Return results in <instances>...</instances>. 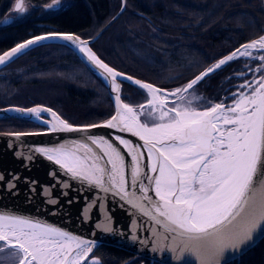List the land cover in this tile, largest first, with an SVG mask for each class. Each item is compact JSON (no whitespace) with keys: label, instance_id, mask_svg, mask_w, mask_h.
Returning <instances> with one entry per match:
<instances>
[{"label":"snow or ice","instance_id":"snow-or-ice-1","mask_svg":"<svg viewBox=\"0 0 264 264\" xmlns=\"http://www.w3.org/2000/svg\"><path fill=\"white\" fill-rule=\"evenodd\" d=\"M58 0H53V7ZM15 10L23 13L24 0H16ZM58 37L73 44L79 42L81 51L87 53L89 59L103 68L115 82L117 77H123L129 82L147 89L151 94L149 105L163 108L167 103L165 94L148 83L124 77L100 60L86 47L87 42L69 33H49L38 35L17 44L10 51L0 55V64L11 60L21 50L38 42ZM244 50L237 48L229 55L220 59L212 67L195 75L184 87L177 88L170 95L181 91L194 90L199 82L210 74L237 59V56L252 57L264 62V36L241 45ZM250 50L261 54L253 57ZM261 76L256 81L257 87L252 88L248 95L237 99L234 94V106L225 107L223 102L208 106L203 111H178L173 105L168 112L161 111V119L170 116V123L147 127L139 122L134 110L128 104H121L120 110L104 124H92L84 128L74 127L65 120L56 117L51 109L32 108L28 111L38 119L42 112H49L56 117L59 127L53 125L50 129L56 131H86L89 128H119L120 131L133 132L148 146V152H137L144 145L131 148L135 153L131 156L134 166L131 168V187H137L147 194L152 191L159 198V203L153 207L157 215H152L157 224H163L171 233V250L177 252V259L183 260L187 254L198 257L199 264H222V258L229 250H236L251 239L255 230L264 227V67L260 69ZM251 87L246 83L241 88ZM115 91L120 85L113 84ZM119 96L116 100L119 101ZM227 114H223V113ZM45 124L49 121H44ZM226 126L221 127L220 125ZM44 133H12L11 135H41ZM89 139L97 143L91 136ZM120 144L126 148L130 141L117 137ZM166 140L178 143L165 144ZM107 143L106 141H102ZM159 143L161 147L157 148ZM87 147V145H84ZM107 166H95L94 171H82L81 161L72 160L70 155L61 148H38L36 151L44 154L48 160H54L61 168L71 173L73 178L87 182L103 189L115 190L116 195L127 197L124 177V158L118 148L112 147ZM148 155L152 163L149 171L142 172L140 157ZM32 159V157H29ZM103 159V157H101ZM158 173L155 178L149 174ZM109 177L112 187H105V175ZM119 177V179H117ZM0 175V181H3ZM13 179H19L14 177ZM145 181L147 183H145ZM8 187L15 188L14 183ZM34 183V182H33ZM68 188L67 183H63ZM50 194L51 189L45 190ZM62 195H67L63 192ZM144 199L152 198L145 195ZM56 204L58 200H51ZM71 203V201H69ZM131 203V200H129ZM162 218V219H160ZM107 230V229H106ZM73 242L77 248L87 244L76 261H69L73 251ZM93 243L80 240L66 231L55 228L39 221L18 217L0 215V250L3 248L17 249L20 257L18 264H79L80 259L87 257L92 251ZM94 264H99L94 260Z\"/></svg>","mask_w":264,"mask_h":264},{"label":"trees","instance_id":"trees-1","mask_svg":"<svg viewBox=\"0 0 264 264\" xmlns=\"http://www.w3.org/2000/svg\"><path fill=\"white\" fill-rule=\"evenodd\" d=\"M13 0H0L3 14ZM41 6L51 0H29ZM118 20L92 49L115 69L171 89L194 78L221 57L264 34L262 0H125ZM121 8V0H69L60 9L39 7L24 20L0 25V53L37 34L71 32L94 37ZM247 61L234 60L206 77L192 91L197 107L223 99L240 83ZM253 64L252 61L250 62ZM123 99L145 101L138 88L122 82ZM230 98L226 100L229 101ZM225 102V100H223ZM225 102V103H226ZM44 104L73 124L109 118L114 107L102 80L65 45L45 44L0 69V108ZM44 127L22 118L0 119V132H27ZM163 264L125 249L102 244L85 264ZM225 264H264V236Z\"/></svg>","mask_w":264,"mask_h":264},{"label":"water","instance_id":"water-1","mask_svg":"<svg viewBox=\"0 0 264 264\" xmlns=\"http://www.w3.org/2000/svg\"><path fill=\"white\" fill-rule=\"evenodd\" d=\"M125 8L126 2L125 0H121V8L118 13L113 16L92 38H83L76 33L59 31L46 32L34 36L47 35L49 33H69L78 36L82 41L87 42L86 47L90 48L96 57L102 60L110 68L115 69L99 57V55L92 49L91 44L96 42L117 21L125 11ZM262 8L264 16V0H262ZM34 36L19 43H23ZM262 36H264V34ZM17 44L7 48L4 52L10 51ZM45 44L65 45L73 50L85 66L105 84L114 107V112L109 118L95 124L106 123L112 118V116L116 115L118 110H120L121 104H128L136 113L139 122L149 128L155 127L158 124L170 123V116L172 113H169V115L165 116L163 119H161L160 114L161 111L168 112L173 105L177 107L178 111H203L207 108L197 107L192 104L193 100H198L202 97L201 95L193 96V90L181 91L174 96L170 95V93L175 92L177 88L183 89L190 80L182 85L167 89L115 69L117 72L123 73L124 77L131 76L134 80L151 84L154 88L160 89L165 94L167 103L163 108L155 105L150 106L149 100L151 99V94L147 89H142L123 77H117L114 82L111 76L106 73L103 68L98 67L93 60L89 59L86 52L80 50L82 46L79 42L73 44L58 37H53L30 45L17 53V55L11 60L6 61L4 64H0V69L9 65L29 50ZM238 48H240V50L243 49L241 46ZM250 51L258 52L257 50ZM4 52L0 53V55ZM240 57L241 56L238 54L237 59ZM220 59L215 61L209 67L218 63ZM226 65H222L221 68ZM122 82L140 89L145 94V101L141 103H130L125 101L122 93ZM114 83L120 85L118 92L113 88ZM196 86H194V88ZM117 96L120 98L119 101L116 100ZM181 100L185 101L181 103ZM221 102L225 104L226 109L228 105H230L223 100H220L209 102V106ZM32 108L51 109V111L56 114V117L67 121L74 127L84 128L88 126L73 124L63 118L56 110L44 104H35L29 107L10 105L0 108V119L22 118L33 121L44 127V129L41 130L27 132H0V175L4 178L3 181H0V215L18 216L33 221H39L42 224L66 231L82 241L93 243L94 246L92 247V251L88 253L86 258L80 259L79 264H85L94 254L96 248L102 244L113 245L163 264H199L198 257L191 254H187L182 261L178 260L177 252L179 249H177V252H173L171 250V239H164L165 236L171 237L172 234L166 230L163 224H157L156 220L152 218V215H157L153 204L159 203V198L154 194V185L151 186L153 190L149 191L147 194L140 191L139 181L137 182V187L130 186L131 168L134 166L131 156L135 154L131 152V148L136 145H144V147L138 148L137 152L147 153L148 146L145 144L144 140H141L138 136L134 135L133 132L120 131L119 128L100 127L89 128L86 131L52 132L50 129L53 125L59 127L56 117H53L49 112H42L41 117L38 119L34 114L28 111V109ZM223 114L227 113L225 112ZM44 121H49V123L45 124ZM31 132L44 134L22 136L11 135L12 133ZM90 136L95 139L97 143L94 144L93 140L89 139ZM117 137L130 141L129 147L126 148L124 145L120 144ZM102 141H106L107 143H103ZM172 143L178 142L172 140L165 141L166 145ZM108 144H111L112 147L118 148L122 155L127 153L124 158V177L127 182L125 187L129 192L127 197L122 198L123 194L116 195L115 190L105 192L100 187L89 185L87 182H82L80 179L73 178L71 173H68L66 169L61 168V166L56 164L54 160H48L44 154L36 151L38 148H61L64 152L70 155L72 160L81 161L82 171L90 172L94 171L95 166H107L110 169L111 166L107 165V160L111 153ZM84 145H87V147H84ZM156 147L159 148L161 145L157 143ZM29 157H32V159H29ZM101 157H103V159H101ZM139 163L141 171L146 172L149 171V168H146L145 165L150 167L152 161L148 155H144L140 157ZM149 174L154 178L158 175V173L150 172ZM14 177H19V179H13ZM117 179H119V177H117ZM6 182L14 183L15 188L8 187ZM63 183H67L69 187L64 188ZM145 183L147 182L145 181ZM104 186L112 187L111 180L107 174L105 175ZM46 189H51L50 194L45 191ZM63 192H67V195H62ZM145 195L152 199H144ZM51 200H58V203L52 204L50 203ZM129 200H131V203H129ZM69 201H71V203H69ZM147 213H152V215ZM263 236L264 227H260L253 232L251 239L246 243L242 244L236 250L227 251L222 258V264H225L227 261L235 259L245 253ZM72 247L73 251L68 258L70 262L77 260L78 256L87 247V244H83L80 248H77L75 242H73ZM17 253V249L3 248L0 250V261L4 259H14L16 261L11 264H18L20 257Z\"/></svg>","mask_w":264,"mask_h":264},{"label":"rangeland","instance_id":"rangeland-1","mask_svg":"<svg viewBox=\"0 0 264 264\" xmlns=\"http://www.w3.org/2000/svg\"><path fill=\"white\" fill-rule=\"evenodd\" d=\"M69 2V0H58V3H56L55 5H53V7H49V5L53 4V0L49 1L47 4L41 5V6H35L33 4L30 3L29 0H24V7H25V11L23 13L21 12H17L14 8V5L16 3V0H13L10 7L3 13H0V25L4 24L5 21L9 20L10 23H15L21 20H24L25 18H27L36 8H40L42 10H49V11H53V10H57L60 9L61 7L67 5ZM1 12V11H0ZM118 20V19H117ZM261 53L260 52H252V56L256 57L259 56ZM245 60L247 61L246 66L244 69H242V71H240L238 73V76L241 77L243 80L239 83L241 86L246 84V83H251V87H247V88H243L242 90L240 89L238 93H236V97L237 99L240 98L241 95H248L251 93L252 88L257 87L256 81H258L260 79L261 76V67L263 66L264 62H259L258 60L253 59L252 57H240L236 60ZM252 61V65L251 62ZM237 88V87H236ZM240 88V87H239ZM250 88V89H249ZM245 89H249L248 91H245ZM238 90V89H236ZM232 99V98H231ZM186 100V99H185ZM185 100H181L180 102L183 103ZM179 102V103H180ZM229 106H234L235 101L234 100H229L226 102ZM16 260L14 259H4L0 261V264H11L13 262H15ZM89 264H92L89 262Z\"/></svg>","mask_w":264,"mask_h":264},{"label":"flooded vegetation","instance_id":"flooded-vegetation-1","mask_svg":"<svg viewBox=\"0 0 264 264\" xmlns=\"http://www.w3.org/2000/svg\"><path fill=\"white\" fill-rule=\"evenodd\" d=\"M8 23H10V21L9 20H7V21H5V23L4 24H8ZM238 76V75H237ZM241 84V83H240ZM239 83H237V82H232V83H230L228 86H227V88L225 89V90H227L228 88L230 89V88H233L231 91H229L228 93H226V94H223V95H221V98L220 99H223V100H225V102H226V100L228 99V98H230L229 100H233V99H231L232 97H233V95L235 94L236 95V93H238L239 92V90L241 89H243V88H241V85H240ZM237 87V88H236ZM240 87V88H239ZM247 88V87H246ZM236 89H238V90H236ZM250 89V88H249ZM249 89H245V91H248Z\"/></svg>","mask_w":264,"mask_h":264},{"label":"bare ground","instance_id":"bare-ground-1","mask_svg":"<svg viewBox=\"0 0 264 264\" xmlns=\"http://www.w3.org/2000/svg\"><path fill=\"white\" fill-rule=\"evenodd\" d=\"M244 49H242L241 51H243ZM221 127H223L222 123H221Z\"/></svg>","mask_w":264,"mask_h":264},{"label":"built area","instance_id":"built-area-1","mask_svg":"<svg viewBox=\"0 0 264 264\" xmlns=\"http://www.w3.org/2000/svg\"><path fill=\"white\" fill-rule=\"evenodd\" d=\"M263 66H264V64H263ZM263 66H262V67H263ZM262 67H261V68H262ZM254 83H256V82H254Z\"/></svg>","mask_w":264,"mask_h":264}]
</instances>
